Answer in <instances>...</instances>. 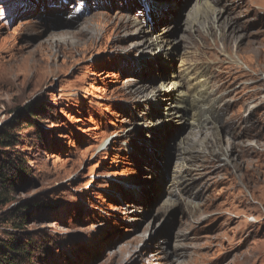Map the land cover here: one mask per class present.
Wrapping results in <instances>:
<instances>
[{"label":"rangeland","instance_id":"obj_1","mask_svg":"<svg viewBox=\"0 0 264 264\" xmlns=\"http://www.w3.org/2000/svg\"><path fill=\"white\" fill-rule=\"evenodd\" d=\"M195 4L0 0V158L26 165L0 185V243L33 244L36 264H264V0L199 3L189 30ZM161 33L165 54L140 44ZM188 66L215 91L213 125L190 122Z\"/></svg>","mask_w":264,"mask_h":264},{"label":"bare ground","instance_id":"obj_2","mask_svg":"<svg viewBox=\"0 0 264 264\" xmlns=\"http://www.w3.org/2000/svg\"><path fill=\"white\" fill-rule=\"evenodd\" d=\"M202 2L205 5L207 4V0H204V1L203 0H195L196 6L193 10V13H191V15L189 17H187L188 20H192L191 22L188 21L189 22L188 24L185 22L187 24L186 27H188L189 30H194V27L197 25L196 23H198L197 20L200 18V16H197L195 18H194V16H196V14L198 13V10L200 9V6L198 4L202 3ZM232 31H233V28H232ZM140 32L143 33L142 30ZM152 38L151 37L150 38L149 37L144 38V40H143L144 43H140V44H144V46H145L144 48L150 49L154 54H155V52L157 53L160 51H162L163 54H165V51L169 50V48L171 46V42L169 41L167 35L161 33L158 36H156L154 39H152ZM9 41H7V42H9ZM182 71H183L184 77L186 79L185 82L188 85V88L190 91V100H188V103H187L189 106V110H190V116H189L190 122L192 124H194L197 128L199 126L206 127L208 125V122L212 121V116L215 115V113H216L215 112V106H216L217 100L215 99V97L212 98V96H214V94H215V91L213 89L208 88L209 80H208V78H205L203 71L200 68L196 69L195 67L188 66V67L184 68ZM180 86H181V84L174 83V82L170 85H164V83H163L159 86L158 90L154 91L152 94L150 93L151 97L149 99L146 98L147 99L146 101L149 102L152 99H159L160 100L161 97L164 96V94H167L168 97L171 98L172 94L181 93L180 89H179ZM182 93H183V91H182ZM170 101L171 102L168 103V106L165 107V109H164L165 110L164 115H165L166 120H175L176 118H181L182 117L181 113H182V109L184 108L185 102L181 101L179 99L177 100V98H176V100H170ZM157 102H159V101H157ZM211 124L213 125L214 123L211 122ZM207 132H208V130H207ZM207 132L206 133L201 132V129H200V132L198 130L196 135H198V133H203L207 136ZM203 137H204V135H203ZM198 138H199V136H198ZM205 138L206 137H204V139ZM196 141L197 140L193 137V139H191L189 142L185 141L186 143L183 146L181 145V147H180V151H179L180 162L175 168V176H174L175 179L173 181L175 188L180 189L186 185L185 181L188 179V176L191 173V167L193 166V161L195 162L199 156L198 154H201L199 152V149L195 148V145H197V144H195ZM219 154L214 152L213 158L214 159L215 158L216 159H222V158L226 157V155L224 153H219ZM225 160H226V158H225ZM159 254H160V252L157 251L154 254V256H158ZM155 259H157V257Z\"/></svg>","mask_w":264,"mask_h":264},{"label":"trees","instance_id":"obj_3","mask_svg":"<svg viewBox=\"0 0 264 264\" xmlns=\"http://www.w3.org/2000/svg\"><path fill=\"white\" fill-rule=\"evenodd\" d=\"M31 106H27L25 111L30 113ZM29 122H28V124ZM3 141L1 144H9L8 146L15 145V138L10 133L4 132L1 134ZM24 173L26 172L25 160L22 156L17 154H7L3 159L0 158V185L1 189L5 191V187L12 186L11 179L8 177L9 173ZM11 189V187H10ZM29 204H25L21 209L29 208ZM22 214V219L18 223H14V228L21 229L25 222V213L18 210ZM35 247L31 243L21 240L5 241L0 243V264H36L34 261L33 252Z\"/></svg>","mask_w":264,"mask_h":264}]
</instances>
